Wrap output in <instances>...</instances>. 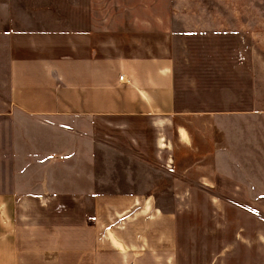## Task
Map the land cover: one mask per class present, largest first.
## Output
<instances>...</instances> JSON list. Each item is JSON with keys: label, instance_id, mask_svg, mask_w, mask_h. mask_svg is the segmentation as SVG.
I'll return each mask as SVG.
<instances>
[{"label": "crops", "instance_id": "crops-1", "mask_svg": "<svg viewBox=\"0 0 264 264\" xmlns=\"http://www.w3.org/2000/svg\"><path fill=\"white\" fill-rule=\"evenodd\" d=\"M241 2L230 0L231 30L254 37L255 13L240 17ZM256 2L263 7L256 19L264 36V0ZM204 14L210 17L203 20L213 15ZM151 26L110 29L96 21L79 30L7 29L0 85V264H264V235H229L223 242L209 230L215 251L201 237L197 249L190 221L157 203L163 191L141 186L135 174L110 177V164L134 158L162 167L170 180H189L188 164L201 163V155L194 158L201 119H211L218 130L225 120L229 147L211 152L220 171L216 181H223L217 191L236 199L264 197V45L261 54L248 45L245 86L233 61L237 80L222 117L201 104L208 95L181 91L174 33ZM178 190L171 187L169 194L180 195ZM232 226L228 221L226 228ZM233 244H242L246 255L237 256Z\"/></svg>", "mask_w": 264, "mask_h": 264}, {"label": "rangeland", "instance_id": "rangeland-1", "mask_svg": "<svg viewBox=\"0 0 264 264\" xmlns=\"http://www.w3.org/2000/svg\"><path fill=\"white\" fill-rule=\"evenodd\" d=\"M254 1L258 0H251L249 4L243 0V4L241 2L238 7V15L244 17V13L253 12L257 17V11L260 12L263 7L260 2L253 3ZM7 9L11 15L8 19ZM230 9V0H0V85L6 69L5 33L10 27L17 30H79L88 24L101 21L110 24V29H117L134 23H151L152 30L170 29L174 33L173 57L181 91L200 95L204 93L207 97H214L201 98V104H205L207 109L221 111L222 117H226L223 112L229 109L231 81L236 79V69L232 68L233 61L238 60L236 80L245 86L249 70L246 68V61L249 59L248 45L254 49L255 54H261L264 45V36L260 31L261 21L256 17L255 26H252L254 37L235 36L229 21ZM204 12L215 16L203 20L201 18L204 16L210 17ZM241 22L239 20L240 33L244 27ZM203 29L208 35H203ZM231 71H234L232 75ZM201 123L205 125H201L200 148H193L196 151L194 158L197 159L201 155V163L188 164L189 168L191 167L189 180H170V175L165 173L162 167L140 164L134 158L135 163L124 159L122 164H110L108 170L110 177L115 181H119L116 178L121 177L123 173L135 174L136 181L141 186H153L158 192L163 191L162 195L156 197L157 203L168 210L178 209L181 220L184 218L190 221L191 231H195L192 241V244L194 241L196 243L195 248L199 249L198 242L201 237V244L208 240L207 247L213 252L216 246L209 240L214 237L209 234V230L212 233L215 229L216 237L223 242L224 239L228 240L229 235H236L238 238H257L264 235V197H254L252 200L245 195H239L236 199L217 191L223 181H216L215 174L220 171L213 164L211 152L214 149L226 150L229 147V126L223 120L221 131L214 128L213 121L209 118L204 121L201 119ZM214 138L217 142L215 147ZM191 144L193 145V141ZM176 154L181 155L183 152L177 150ZM176 171L174 166L171 172ZM199 176L201 180L198 179ZM171 187L179 188L176 192L180 195L169 194ZM230 199L232 204L229 203ZM230 207L232 212H228ZM218 209H221V212H218ZM228 221L233 225L230 228H226ZM233 245L239 249L237 256L245 254L242 244ZM223 246L228 249L230 244ZM206 255L209 256L207 253ZM227 262L229 264L232 261ZM244 262L243 259L236 261L237 264Z\"/></svg>", "mask_w": 264, "mask_h": 264}, {"label": "built area", "instance_id": "built-area-1", "mask_svg": "<svg viewBox=\"0 0 264 264\" xmlns=\"http://www.w3.org/2000/svg\"><path fill=\"white\" fill-rule=\"evenodd\" d=\"M119 80L122 81V80H123V76H120V77H119Z\"/></svg>", "mask_w": 264, "mask_h": 264}]
</instances>
